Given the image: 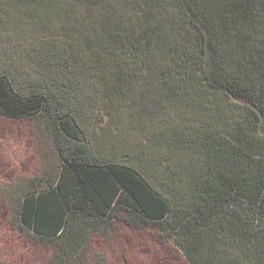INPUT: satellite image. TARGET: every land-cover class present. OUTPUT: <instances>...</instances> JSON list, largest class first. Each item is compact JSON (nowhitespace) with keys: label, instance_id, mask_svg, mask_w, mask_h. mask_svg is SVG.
Segmentation results:
<instances>
[{"label":"trees","instance_id":"trees-1","mask_svg":"<svg viewBox=\"0 0 264 264\" xmlns=\"http://www.w3.org/2000/svg\"><path fill=\"white\" fill-rule=\"evenodd\" d=\"M0 119L39 157L3 220L46 256L0 264H110L119 227L264 264V0H0Z\"/></svg>","mask_w":264,"mask_h":264},{"label":"rangeland","instance_id":"rangeland-1","mask_svg":"<svg viewBox=\"0 0 264 264\" xmlns=\"http://www.w3.org/2000/svg\"><path fill=\"white\" fill-rule=\"evenodd\" d=\"M38 159L28 124L0 119V185L16 176L33 173ZM236 207L232 204L222 212L228 213L230 208ZM4 216L0 203V256L24 262H44V250L33 251L23 238L6 226ZM249 216V222L256 218L251 214ZM256 219L259 225H264V218ZM117 230L113 239L118 240L119 246L114 248V252L110 250L111 245L105 246L103 242H98L96 246L105 250L110 264H186L182 248L173 241L174 245L167 244L169 249L163 248L157 243L154 229L142 233L131 232L126 227ZM34 255L40 256V260L36 261Z\"/></svg>","mask_w":264,"mask_h":264}]
</instances>
